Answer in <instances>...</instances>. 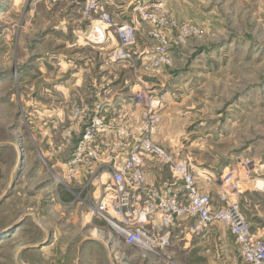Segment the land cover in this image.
Masks as SVG:
<instances>
[{
  "label": "rangeland",
  "instance_id": "obj_1",
  "mask_svg": "<svg viewBox=\"0 0 264 264\" xmlns=\"http://www.w3.org/2000/svg\"><path fill=\"white\" fill-rule=\"evenodd\" d=\"M50 1L76 10L70 18L79 20L66 33L56 29L52 36L56 40L48 46L66 57V74L55 80L56 86L70 87L65 118L48 115L46 92L30 90L32 85L47 87V80L18 73L3 76L30 46H21L22 28L10 25L20 14L0 20V33L12 37L7 42V37H0V264H180V248L187 241H176L165 256L123 240L122 249L113 250L107 222L89 219L93 198L100 194L93 180H57L67 170L77 143L78 133L67 143V129L77 109L88 108L90 113L98 101L107 130H114L116 136L119 128L127 127L135 132L134 140L140 139L145 105L135 99V93L143 91L148 99L158 101L160 122L153 140L167 152L209 169L216 179L210 187L214 198L225 177L230 198L246 217V190L264 197V187L256 185L264 180V0H163L164 12L198 27L201 34L173 46L171 63L160 66L153 63L158 41L139 10L153 0H99L100 8L92 17L84 13L86 0ZM32 4L33 0H26L21 24L29 21ZM101 10L116 23L138 25L130 59L111 58L119 45L112 29L104 44L91 42ZM55 60L57 72L63 67ZM51 98L58 103L63 96L55 90ZM121 98L130 102V108L110 105L118 99L122 102ZM106 141L98 143L103 148ZM148 165L152 170L162 167L155 160ZM71 199L75 203L68 208L65 202ZM222 225L227 226L216 222L207 229L214 235L207 246L230 245L244 262L234 236L227 232V237L219 238Z\"/></svg>",
  "mask_w": 264,
  "mask_h": 264
},
{
  "label": "built area",
  "instance_id": "obj_2",
  "mask_svg": "<svg viewBox=\"0 0 264 264\" xmlns=\"http://www.w3.org/2000/svg\"><path fill=\"white\" fill-rule=\"evenodd\" d=\"M162 6L163 0H153L150 5L139 9L141 19L151 24L150 34L158 41L157 56L153 61L155 66L170 64L173 46L201 34V29L187 22H178L164 12ZM99 8V0H86L84 13L92 17L91 13ZM110 29L119 39L111 58L130 59V47L136 40L138 25L116 23L101 10L96 25H93L91 42H107ZM135 99L145 105L141 127L138 128L143 137L134 140L135 132L121 127L115 138L107 140L103 148L98 143L99 131L107 128L105 118L100 114L103 105L96 101L89 108L90 113L86 112L88 108L76 110L73 123L67 129L66 141L71 142L78 133L77 143L59 181L64 183V180L80 177L93 180L100 194L94 196L90 214L104 220L111 228L113 250L122 249L123 240L124 244L144 252L165 256L176 241H188L216 222H223L240 245L244 262L264 264V241L252 231L239 205L230 198L226 178H221L222 184L217 198H214L210 187L216 179L209 169L196 167L190 158L182 159L167 152L153 140L160 122L158 101L148 99L143 91L136 92ZM149 160H155L171 172V177L164 179L159 187L147 181ZM106 174L108 178L104 180ZM219 202L222 204L218 205Z\"/></svg>",
  "mask_w": 264,
  "mask_h": 264
},
{
  "label": "crops",
  "instance_id": "obj_3",
  "mask_svg": "<svg viewBox=\"0 0 264 264\" xmlns=\"http://www.w3.org/2000/svg\"><path fill=\"white\" fill-rule=\"evenodd\" d=\"M25 2L23 3V0H0V20L3 17L7 19V15L9 14H20L19 19L15 22L11 21L10 25H12L16 30H19L20 27L22 28V35L20 36L21 46H30V49L26 50V53H24V55L20 54L15 64L11 65L8 70H5L4 72H2V74L3 76L8 77L12 76L15 73H18L21 76L29 75V77L35 81H38L40 79L47 80V87L43 86L35 88V85H32L30 87V90H36L37 92L41 91V93L43 94L44 92H46L45 94H47L49 97V100L47 102V112H51L48 113V115H52V117L56 118L58 117L59 119H61L60 117L64 115L65 118L68 111L65 112L64 109L70 102V87L65 85L56 86L55 80L59 78L58 75L60 73H63V75L66 74L65 67L67 66H65L64 61V58L66 57L62 55L60 56V54H56L53 49L49 50L48 46L56 40L52 36L58 29L66 33L70 27H77V24L71 25V23H75L79 20H72L70 18L73 13L76 14V10H65L64 7H56L55 4L50 0H33V4L28 13L29 21H27V23L25 24H21L20 19L25 10ZM39 4L41 5V7L38 6ZM63 14H65L66 16L64 17ZM5 29L8 31L7 28ZM27 31L30 34H28ZM39 31L41 32L40 35L35 34V32L38 33ZM29 36L31 37L30 42L28 41ZM0 37H7L6 39L8 40H6V42L12 40L11 35H9V33L6 31L0 33ZM43 50H46V54H43ZM55 59H57V62H60L61 66L63 67L60 70L61 72L55 71ZM5 64L7 65L10 63L6 62ZM81 75L83 76L82 72L79 74V76ZM79 87H81V84H79ZM55 90H58L60 93H62L63 99L61 100V102L57 103L55 99L51 98V95H53V91ZM121 99L122 102H120V100L118 99L114 102H111L112 104L110 103V105H120L122 107H127V105L129 107L131 105L130 102H125V98ZM99 135L100 136L98 138V142H100V139L102 140L103 138L111 140L115 138V131L108 128V130L106 129V132H103ZM49 136H52V132L51 134H49ZM169 172L170 171L167 172L166 168L162 167H155L152 170V168L148 165L146 168L147 181L149 184L159 187L162 181L168 178ZM245 201L246 205H248V207H246V210H249V212H246L245 210V214L247 215L246 217L250 222L252 230L258 232L260 231L259 234H261V236L264 238V197L260 196L259 198L255 192L246 190ZM74 203L75 202L72 199L65 202L68 208L73 207ZM84 216L85 219L88 217L86 216V214ZM90 216L91 217H89V219L91 220L92 215L90 214ZM222 226L224 227V232L219 235V238L222 239L227 237L228 233L233 237L229 227L225 225ZM210 231L206 230L204 233L194 236L193 238H191V241H187L186 246L180 248V264H246V262L239 261L238 257L233 251L234 249L230 245H225L220 248L207 246L209 238H214V235L211 234Z\"/></svg>",
  "mask_w": 264,
  "mask_h": 264
},
{
  "label": "bare ground",
  "instance_id": "obj_4",
  "mask_svg": "<svg viewBox=\"0 0 264 264\" xmlns=\"http://www.w3.org/2000/svg\"><path fill=\"white\" fill-rule=\"evenodd\" d=\"M240 161V160H239ZM243 161V160H242ZM60 179V175H57V180L59 181ZM257 186H259L260 188L261 187H264V180H258V182L256 183ZM104 240V239H103ZM108 243V242H106Z\"/></svg>",
  "mask_w": 264,
  "mask_h": 264
},
{
  "label": "water",
  "instance_id": "obj_5",
  "mask_svg": "<svg viewBox=\"0 0 264 264\" xmlns=\"http://www.w3.org/2000/svg\"><path fill=\"white\" fill-rule=\"evenodd\" d=\"M6 196V194L4 195V197ZM3 198H1V200H2ZM1 200H0V202H1ZM15 226H17V225H15Z\"/></svg>",
  "mask_w": 264,
  "mask_h": 264
}]
</instances>
